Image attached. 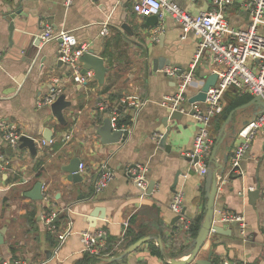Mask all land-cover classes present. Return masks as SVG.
I'll list each match as a JSON object with an SVG mask.
<instances>
[{"label": "crops", "instance_id": "crops-1", "mask_svg": "<svg viewBox=\"0 0 264 264\" xmlns=\"http://www.w3.org/2000/svg\"><path fill=\"white\" fill-rule=\"evenodd\" d=\"M173 1L191 15L214 8L209 0ZM13 10L20 11L18 21L29 18L27 29L32 32L45 25L71 32L79 45L103 59L107 68L103 82H97L88 71L85 83H75L70 68L57 59L58 40L39 43L35 61L23 62V53L9 43L10 20L4 15ZM226 12L230 25L242 27L247 23L243 12L234 8ZM150 23L133 11L132 0H0V120L14 123L22 135L32 137L37 150L32 155L27 148L17 146L9 153L0 137V154L4 156L0 170V264H76L85 255L79 240L82 231H100L109 248L88 264H167L172 258L186 259L184 253L194 237L181 228L180 219L193 228L199 226L204 212V175L187 160L200 126L191 114L166 119L170 108L162 101L176 92L178 80L164 69L186 72L193 67L186 90L189 98L199 91L215 65L207 53L195 59L198 39L192 34L183 37L170 16L165 15L154 26ZM104 24L108 33L103 36ZM155 27L162 28L156 38L152 36ZM154 61L161 66L156 72ZM55 79L65 102L60 120L50 107L36 106ZM248 98L252 97L229 89L224 108L235 101L247 103ZM144 99L147 104L134 116L135 104ZM119 100L123 103L118 105ZM99 104L118 107L119 121L132 120L122 142H100L97 130L109 117ZM257 111L254 105L238 110L225 126V136L215 154L216 162L221 164L226 156L227 163L221 175H216L213 224L228 233L210 231L196 259L211 254L213 264H264V132L255 136L242 157V173L229 174L231 156L241 142L237 132ZM222 123L221 115L210 121L213 143L207 164ZM166 126L170 128L168 153L158 146ZM47 132L50 140L45 141ZM103 161L108 162L114 179L94 195L96 168ZM77 162L83 163L85 170L80 174L82 180L73 182L70 173ZM134 165L143 173L145 187L153 182L150 193L140 191L126 174ZM38 181L42 195L49 197L47 206L43 200L24 196ZM248 190L259 191L254 204L246 195ZM176 191L183 194L178 219L169 208ZM49 210L57 212L55 233L47 232L41 220ZM95 210L100 212L91 224L87 220ZM225 215L239 220L224 221ZM241 224L244 234L240 233ZM67 231L70 234L54 251L57 239ZM141 238L149 239L123 255ZM109 258L113 259L107 261Z\"/></svg>", "mask_w": 264, "mask_h": 264}, {"label": "built area", "instance_id": "built-area-1", "mask_svg": "<svg viewBox=\"0 0 264 264\" xmlns=\"http://www.w3.org/2000/svg\"><path fill=\"white\" fill-rule=\"evenodd\" d=\"M213 9L202 11L191 15L186 10L178 7L173 0H132L133 11L142 17L156 16L158 21H162L165 15L170 16L181 29L183 37L192 34L198 39L195 59L201 54L207 53L215 65L213 73L217 79L215 84L208 88L205 101L203 103L189 104L187 102L186 90L188 84L193 78V67L188 71H179L176 68H165L164 71L177 78V90L170 96H165L162 105L169 106L170 112L178 111L182 114H189L199 124V130L193 138V148L189 157H196L195 165L198 167L200 175H204L208 167L207 157L209 155L213 140L209 134L210 121L219 115L224 108V95L229 89L234 90L238 95H249L250 97L261 96L264 102V0H209ZM236 9L246 14L247 23L242 27H236L229 24L227 20L226 9ZM162 31L161 27H155L152 36H156ZM108 33L104 24L101 34ZM40 43L44 44L54 40H60L57 59L61 64L70 68L73 81L77 84L86 82L85 75L81 74L79 58L87 51L83 44L79 45L71 32L66 30H55L45 25L39 34ZM58 80L48 92L36 101L37 107H50L60 96L62 90L58 85ZM147 99L135 104V115L147 104ZM123 101L118 102L122 104ZM203 105V106H202ZM101 110H106L113 130H122V140L130 129V124L118 125L119 110L118 107L99 104ZM134 120V119H133ZM264 132V108H261L252 118H250L237 132L241 139L239 145L235 148L230 159V175H239L242 173L240 161L245 155L255 136ZM21 132L17 126L8 121L0 120V137L11 150L16 149L19 144ZM44 144V141L42 142ZM4 166V156L0 154V170ZM97 179L93 183V194L101 193L108 184L114 179V172L109 167L107 161L101 162L97 166ZM135 170L132 172V170ZM85 165L78 164V173L83 174ZM139 172L133 179L137 186L144 192L146 181L141 170L136 167L126 170L127 175ZM44 204H49V197L43 196ZM183 206V194L176 191L173 194L170 203V210L181 217ZM224 221H238L239 218L231 215H225ZM44 227L47 232L55 233L57 212L49 210L44 211L41 216ZM181 228L189 231L191 224L183 219ZM240 233L244 234V225L240 226ZM70 234V231L64 232L57 239L54 251H56L63 241ZM103 234L100 231H82L79 233V240L83 246V252L91 256H102L107 247L102 241ZM143 264V263H140ZM223 264H243L238 262H224Z\"/></svg>", "mask_w": 264, "mask_h": 264}, {"label": "water", "instance_id": "water-1", "mask_svg": "<svg viewBox=\"0 0 264 264\" xmlns=\"http://www.w3.org/2000/svg\"><path fill=\"white\" fill-rule=\"evenodd\" d=\"M20 15L19 10H13L11 12H8L4 16L7 17L10 21L8 22V33H9V43L11 46H15L16 49L23 53V56L20 58L25 62L26 64H30L32 61H35V58L37 56L38 52V45L40 43L39 40V34L41 32V29H39V32H32L28 30V20H19L18 16ZM145 19L149 20L151 23L150 26H154L158 19L156 16H148L144 17ZM31 33V34H30ZM60 43V40H58ZM79 62L82 64V71L81 74L85 75L86 72L92 71L94 79L97 80V82L102 83L104 80V75L107 71V68L104 66V61L99 56L93 54L92 50H87L84 52L81 57L79 58ZM59 63H61L59 61ZM161 66H157L156 61H154L153 64V71L160 70ZM217 79L216 74L212 73L208 75L205 78L204 83L200 87L199 91L189 97L187 99V102L189 104L194 103H203L205 101L206 92L209 87L213 86L215 84V81ZM64 100L61 96L57 98V100L51 104L50 109L52 111V114L57 119H62L61 117V109L63 108ZM250 105H254V107L259 111L261 108H264V102L261 99V96H256L251 98L247 103L240 105L231 111L228 112L226 118L224 119L223 123L221 124L219 136L217 137L216 143L213 145L209 161H208V167L206 169V172L204 174V186H203V192H204V205H203V219L201 223L198 226V229L196 231V235L193 238L191 245L189 249L184 253V257H186L185 260H175L174 258L168 260L167 264H213L211 260V254H209L205 259H196V256L198 255V252L201 248V246L206 241L208 234L210 231L218 233V234H227L228 232L224 230V228L214 225L213 224V206H214V198L217 193V184H216V175H221V173L224 170V164L227 163V157L224 156L222 163L219 164L215 161V154L218 148V145L223 141V138L225 136V126L231 121L233 114L241 109H244ZM257 111V112H258ZM256 112V113H257ZM189 114H194V111H190ZM182 113H179L178 111L170 112L168 117L166 119H178ZM170 131V128L166 126V131L160 136L158 141V146L164 150V153L170 152L171 146L166 144V139L168 136V133ZM97 135L100 138V142L102 144H116L119 142H122V130H113L110 119L106 118L103 121V124L100 128L97 130ZM43 139L45 141L50 140V136L44 134ZM27 148L32 155H36V147L35 142L32 137L28 135H21L19 138V144L18 148ZM262 150L264 153V138H263V144H262ZM7 152H12L10 147L7 148ZM188 161L195 164L196 157H189L187 158ZM78 162L76 163V166L73 170H71V180L73 182H80L82 180L80 174L78 173ZM197 167V166H196ZM130 168H135L136 166H131ZM198 170V167H197ZM139 172L137 171L135 174L129 175L132 179H135L138 176ZM176 178L174 180L175 185ZM137 183L135 182V185ZM153 182H148L146 189V193H150L153 189ZM137 186V185H136ZM137 188L141 191V188L137 186ZM145 191V190H144ZM258 190H248L247 191V197L250 198V204H254V200L258 197ZM24 196L29 198L32 201H41L43 198L42 195V184L41 182H36L33 187L24 192ZM97 212V213H96ZM99 211H94L91 213L90 217L88 218V222L93 224L94 218L98 216ZM182 213V212H181ZM103 216H99L101 219ZM179 216H177V219ZM94 226V225H92ZM149 238H141L137 240L135 243L130 245L124 252L123 255H127L131 252H133L138 246H140L142 243L146 242ZM159 241V240H158ZM2 233L0 232V244H2ZM113 258L106 259L107 261L112 260ZM222 264V263H219Z\"/></svg>", "mask_w": 264, "mask_h": 264}, {"label": "trees", "instance_id": "trees-1", "mask_svg": "<svg viewBox=\"0 0 264 264\" xmlns=\"http://www.w3.org/2000/svg\"><path fill=\"white\" fill-rule=\"evenodd\" d=\"M248 99H250V98H248ZM245 102H246V100L243 101V102H239V101L236 102V101H235V102H231V103H229L228 106H227L226 108H223L222 112L219 114V115H221V120L224 121V119L226 118V116H227V114H228L229 111H231V110L234 109L235 107H237V106H239V105H241V104H243V103H245ZM125 123H126V124L129 123V122H128V119H124V120H120V121H118V125H119V126H121L122 124H125ZM197 229H198V226L193 227V228H192V226H191V227H190V230H189L188 232L191 233V236L195 237ZM107 248H108V247H107ZM108 249H109V248H108ZM96 257H97V256H91V255L85 254V255L83 256V258H82L80 261H78L76 264H88L89 261H94V260L96 259Z\"/></svg>", "mask_w": 264, "mask_h": 264}, {"label": "rangeland", "instance_id": "rangeland-1", "mask_svg": "<svg viewBox=\"0 0 264 264\" xmlns=\"http://www.w3.org/2000/svg\"><path fill=\"white\" fill-rule=\"evenodd\" d=\"M228 125H229V124H228ZM218 131H219V129L216 130V132H218Z\"/></svg>", "mask_w": 264, "mask_h": 264}]
</instances>
